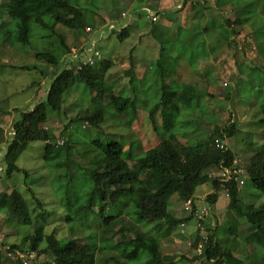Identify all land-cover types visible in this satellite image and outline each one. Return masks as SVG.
Listing matches in <instances>:
<instances>
[{
	"label": "rangeland",
	"instance_id": "obj_1",
	"mask_svg": "<svg viewBox=\"0 0 264 264\" xmlns=\"http://www.w3.org/2000/svg\"><path fill=\"white\" fill-rule=\"evenodd\" d=\"M71 1L90 12L94 11L88 16L93 15L96 31L100 33L94 32L91 37L103 54V60L112 64L105 80L113 86L114 94L135 99L140 97L147 101L148 110H151L160 98L162 85L174 86L178 81L193 85L198 93L197 100L193 102L192 109L184 106L186 110L176 117L179 140L184 143L193 138L200 139L197 135L208 137L217 127L234 123L236 133L228 139V147L240 164L245 166L250 163L256 149L264 146V125L260 112V105L264 103V23L260 20L259 25H254L252 20L264 18V0ZM246 1L254 4L253 9L246 10ZM7 6L8 0H0L1 155L8 147L6 141L13 134L18 111H26L43 101L51 77L58 72L57 66L36 58L39 49H45L38 37L46 35L42 29L33 27L32 45H29L34 46L33 49L24 50L9 43L7 37L13 25L7 15ZM123 13L126 17H122ZM155 16L157 20L153 22ZM240 16L243 23L237 25L235 22ZM248 18L251 20L246 23ZM123 28L129 34L127 38L120 37ZM56 32L65 38L71 49V60L76 56L81 59L80 52L92 40L83 33L61 27H57ZM50 42L55 44L47 46V51L62 54L56 45L58 38L53 37ZM66 59L71 61L67 55L64 57ZM160 59L165 66L168 63L172 67L177 66L174 75L177 80L175 77L161 78ZM87 90L83 82L78 83L60 112L48 111L49 122L45 126L55 136V145H71L68 155L73 161L67 163V168L60 163L53 166L47 164L44 141L29 143L17 162L21 171L11 179L5 178L6 164L0 158V194L20 193L29 207L31 219L25 225L21 223V217L0 210V239L4 244L20 247L29 243V237L39 226L44 227L46 236L54 234L62 242L78 240L80 243L88 239L94 243L97 238L99 244L101 227L93 222L95 216H87L84 224L79 220L69 223L63 206L65 200L67 202L66 198L63 199V191L69 179L79 172V168H93L101 160L100 153L92 147V140L107 135L124 143L127 149L134 146L142 155L157 146L164 137L151 127L150 115L145 108L140 106L139 121L128 126L109 106L108 97L104 99L107 108L105 120L98 128H92L85 122L71 123L93 108L88 101L93 94ZM156 115L159 127L162 123L160 111ZM64 161L63 158L60 162ZM78 178L85 180L79 175ZM246 181L241 187L244 206L263 205L264 194L255 190L250 182L246 184ZM73 184H80L77 178L70 186ZM77 192L82 195L81 187ZM211 193L212 185L207 183L197 188L194 197L197 207L206 206L209 210L203 227L185 212V203L177 197L171 200L169 213L176 219H189L191 216L185 226L179 225L163 235L166 233L163 229L168 228L166 224H138L132 209L127 208L119 218L123 220L121 227L133 226L139 232H152L160 239L164 258H170L173 264H188L194 257L191 242L200 233L203 235L202 230L210 224L220 231L218 237L223 241H219L221 246L228 249L241 264H263L264 250L249 242L252 232L247 231L249 224L246 219L229 209L230 199L224 191L220 192L215 204H208L207 198ZM230 226H237V234L231 237L228 232ZM42 246L44 248L46 244ZM49 259L44 255L39 256L36 264Z\"/></svg>",
	"mask_w": 264,
	"mask_h": 264
},
{
	"label": "trees",
	"instance_id": "obj_2",
	"mask_svg": "<svg viewBox=\"0 0 264 264\" xmlns=\"http://www.w3.org/2000/svg\"><path fill=\"white\" fill-rule=\"evenodd\" d=\"M252 5L254 6L251 1L244 2L246 10L251 7L253 9ZM92 12L79 7L71 0H8L7 15L13 25V30L9 31L10 35L7 37L9 43L24 50L33 49L34 46H29L32 45V31L34 28L42 29L46 35L38 37L45 49L42 50L41 47L36 58L38 61L57 66L58 72L51 77L43 101L26 111H18L13 125V137L2 158L6 164L5 178L11 179L21 171L17 162L29 143L34 141L45 142L44 159L49 166L60 163L62 167L67 168V163H72L73 160L68 155L71 145H55V136L45 125L49 122L48 111L60 112L66 98L78 83L83 82L89 94H93L91 100H88L93 108L71 123L85 122L92 128H98L105 120L107 108L104 99L108 97L109 106L128 126L139 121L140 106L145 108L146 113L150 115L151 127L160 134L159 136L163 134L164 137L157 146L142 155L134 146L127 149L124 143L107 135L104 138H94L92 147L100 153L101 160L93 168H79L75 176L71 179L67 177L69 182L63 191V199L66 198L68 202L65 200L63 205L67 212V221L71 223L79 220L84 224L87 216L94 215L93 222L101 227L99 244L97 238L94 243L88 239L80 243L78 240L62 242L55 238L54 234L46 236L44 227L39 226L34 235L29 237V243L12 247L26 250V253L36 252L37 258L30 264L38 263L39 256L42 255L50 259L41 264H173L170 258L162 256L160 239L156 235L152 232H139L133 226L121 227L123 220L119 218L127 208H131L138 224H166L168 228H162L166 232L163 235L168 234L179 225L185 226L191 217L176 219L170 214L171 200L177 197L183 203L189 200L195 202L197 188L211 183L212 193L207 198L208 204H215L220 192L228 193L229 209L239 217H244L249 224L247 231L252 232L249 242L264 250V204L259 207L250 204L244 206L245 200L241 190L243 186L233 180L221 181L222 179L211 175L213 171L233 169L238 158L229 149L228 144L222 150L218 148L216 140L228 141L235 135L236 125L230 123L223 128L217 127L208 137L197 135L200 139L193 138L182 143L179 140V129L176 133V117L186 110L184 106L188 110L192 109L193 102L197 100L198 93L193 85L181 81L176 82L174 86L162 85L160 98L151 110H148L147 101L141 100L140 97L135 99L114 94L113 86L105 80L111 62L103 60L91 66L85 61L98 50L97 44L93 45L94 38L91 37L94 32L98 35L100 33L96 31L97 25L93 15L88 16ZM138 15L140 16V13ZM250 20L246 19V23ZM252 20L254 25H259L260 20L264 23V18ZM242 23L241 16L237 17L235 24ZM57 27L83 33L92 38L86 49L80 52L81 59H70L72 51L65 38L57 34ZM1 28L2 26L0 30ZM87 29H90V32H87ZM128 36L127 30L121 29L120 37ZM51 37L58 38L56 45L62 54L59 52L56 55L50 50L47 51V46L55 44L50 42ZM87 49L93 51L85 52ZM66 55L71 61L64 60ZM159 61L161 78L175 77L177 66H169V63L165 66L161 59ZM158 111L162 116L159 127L156 120ZM260 112L263 118L261 123L264 125V103L260 105ZM183 125L184 123L181 127ZM63 158L65 161L61 163ZM242 168L246 171V180L255 190L264 194V146L258 147L250 163ZM78 175L85 177V180L79 179ZM76 178L80 184L70 186ZM79 187L82 189V195L77 192ZM0 210L21 217L22 224L31 222L28 205L22 195L15 191L11 194H0ZM236 228L237 226H230V237L237 234ZM162 229L159 231H163ZM203 231V235L200 233L191 242L194 257L188 264H241L228 249L221 246L220 242L223 241L218 237L220 231L217 228L207 224ZM42 244L46 246L42 248ZM200 245L202 252L196 250ZM25 247L26 249H23ZM98 252L99 255L96 256ZM2 255L0 252V264H14ZM262 262L264 264V259Z\"/></svg>",
	"mask_w": 264,
	"mask_h": 264
},
{
	"label": "built area",
	"instance_id": "obj_3",
	"mask_svg": "<svg viewBox=\"0 0 264 264\" xmlns=\"http://www.w3.org/2000/svg\"><path fill=\"white\" fill-rule=\"evenodd\" d=\"M122 17H126V14L123 13ZM152 20L153 22H155L157 20V16L153 17ZM87 31L90 32V29H87ZM84 49H86V47L83 48V50ZM92 51L93 49L85 50V52L89 53H91ZM102 59L103 58L101 53L99 51H95L92 56L87 57V63L91 66H94L99 63ZM216 144L218 148L222 150L226 145V142L216 140ZM240 165L241 164L239 161H235L233 169L218 172L217 177L219 179H222L221 181L233 180L234 182L239 183L240 186H242L244 184L242 178H245L247 174L246 171H244V169ZM226 196L228 197V193H226ZM184 205L185 212L194 217L197 220L199 226L203 227V223H205L209 215L208 208L206 206H202L201 208L196 207L194 209V202L191 200L187 201ZM2 251L4 252L5 258L10 259L14 264H30V262L32 263L37 258V255L34 252L30 251L29 253H26L10 246H4L2 248ZM197 251L202 252V245L199 246Z\"/></svg>",
	"mask_w": 264,
	"mask_h": 264
},
{
	"label": "clouds",
	"instance_id": "obj_4",
	"mask_svg": "<svg viewBox=\"0 0 264 264\" xmlns=\"http://www.w3.org/2000/svg\"><path fill=\"white\" fill-rule=\"evenodd\" d=\"M113 30H114V29H112V32H113ZM87 32H88V31H87ZM93 45H95V43H93ZM85 47H86V46H85ZM97 51H98V50H97ZM99 52L101 53V51H99ZM71 54H72V53H71ZM75 55H76V54H75ZM101 55H102V58H103V54H102V53H101ZM70 56H71V55H70ZM76 58H78V56H76ZM102 61H103V59H102L100 62H102ZM100 62H99V63H100ZM97 64H98V63H97ZM97 64H96V65H97ZM12 137H13V136L10 135V140L12 139ZM10 140H9V141H6V142H8L7 145L9 144ZM227 144H228V141H226V145H227ZM62 145H63V144H62ZM6 150H7V149H6ZM3 157H4V155H1V154H0V158L2 159ZM236 161H239V162H240L239 159H236ZM240 166L243 167L242 164H241ZM0 171H2V168H0ZM218 172H219V171H213V172H211V175H212V176H216ZM215 178H218V177L216 176ZM245 181H246V177H245ZM225 195H226V193H225ZM193 202H194V201H193ZM194 206L197 207V206H196V202H194ZM4 246H10V247H12L13 245H9V244L6 245V244L3 243V240L0 239V252H2V254H3L2 256L5 258L4 252L2 251V248H3ZM12 248H15V247H12ZM16 249H18V248H16ZM19 250H21V249H19ZM196 250H197V249H196ZM21 251L26 252V250H21ZM31 252H34V251H31ZM34 253H36V252H34ZM36 255H37V254H36Z\"/></svg>",
	"mask_w": 264,
	"mask_h": 264
}]
</instances>
